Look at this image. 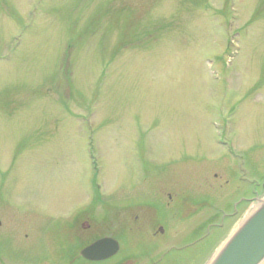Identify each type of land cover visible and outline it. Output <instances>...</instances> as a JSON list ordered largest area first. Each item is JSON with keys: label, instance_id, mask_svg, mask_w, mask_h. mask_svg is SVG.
Listing matches in <instances>:
<instances>
[{"label": "rangeland", "instance_id": "obj_1", "mask_svg": "<svg viewBox=\"0 0 264 264\" xmlns=\"http://www.w3.org/2000/svg\"><path fill=\"white\" fill-rule=\"evenodd\" d=\"M258 191L264 0H0V256L206 264Z\"/></svg>", "mask_w": 264, "mask_h": 264}, {"label": "water", "instance_id": "obj_2", "mask_svg": "<svg viewBox=\"0 0 264 264\" xmlns=\"http://www.w3.org/2000/svg\"><path fill=\"white\" fill-rule=\"evenodd\" d=\"M256 205L212 254L206 264H262L264 262V197L255 196ZM251 199V198H250ZM244 198H240L237 206ZM247 200V199H246ZM112 236H101L79 250L88 261H103L119 251Z\"/></svg>", "mask_w": 264, "mask_h": 264}, {"label": "flooded vegetation", "instance_id": "obj_3", "mask_svg": "<svg viewBox=\"0 0 264 264\" xmlns=\"http://www.w3.org/2000/svg\"><path fill=\"white\" fill-rule=\"evenodd\" d=\"M259 193V191L258 192H254L251 196H250V198L251 197H253V196H255L256 194H258ZM0 225H1V220H0ZM154 234H155V232H154ZM0 264H28V263H24L22 260H20V259H18V258H16V260L14 259V260H12V259H7V257H2V256H0Z\"/></svg>", "mask_w": 264, "mask_h": 264}]
</instances>
